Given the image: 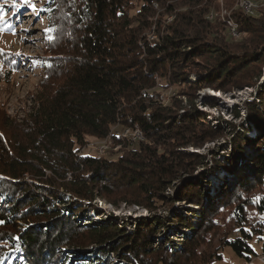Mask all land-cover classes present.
Here are the masks:
<instances>
[{
	"label": "trees",
	"instance_id": "obj_1",
	"mask_svg": "<svg viewBox=\"0 0 264 264\" xmlns=\"http://www.w3.org/2000/svg\"><path fill=\"white\" fill-rule=\"evenodd\" d=\"M221 1L224 19L220 0H46L52 31L32 105L21 118L0 112V264H211L224 247L244 261L264 254V0H249L252 15ZM205 88H255L243 107L250 126H211L191 107ZM125 129L143 140L113 134ZM230 134L223 163L184 150ZM88 138L119 151L83 155ZM199 169L234 180L212 195L194 180H204ZM97 198L150 213L183 203L186 215H155L128 231L92 221ZM222 212L220 245L199 252Z\"/></svg>",
	"mask_w": 264,
	"mask_h": 264
},
{
	"label": "rangeland",
	"instance_id": "obj_2",
	"mask_svg": "<svg viewBox=\"0 0 264 264\" xmlns=\"http://www.w3.org/2000/svg\"><path fill=\"white\" fill-rule=\"evenodd\" d=\"M45 3L46 0H27V2L25 0H0V112L10 118H21L30 109L32 105L30 98L37 91L43 78L42 62L48 54L45 30L50 21L49 17H46V14L42 11ZM153 7L157 8V5ZM168 20H170V17ZM149 37L152 40L155 39V36L150 35ZM231 37L234 40L239 39V36ZM262 79L259 83L262 82ZM255 90V88H244L242 90L231 89L221 92L205 88L197 92L198 99L193 102L191 107L195 108L198 113H203L211 126L226 129L227 132L231 133L232 128L228 124L236 125V130L241 125L243 127L250 126L245 120L243 107L246 101L252 99L255 101L257 98ZM163 94L165 99H169L174 95L171 89H167ZM183 102H186V100L183 99ZM236 112L239 113L238 117L235 115ZM133 135L129 136L133 138ZM254 135L255 132L252 131L250 137ZM231 137V134L228 137H218L201 146H188L184 150L195 152L207 158L214 157L217 161L223 163L231 151L229 141ZM135 142H138V140ZM101 150L103 154L99 153ZM245 150L250 156L252 153L251 148L245 147ZM116 151H119V147H112V144L108 141L88 138V144L81 153L90 156H104ZM244 163L245 165L249 164L248 160ZM198 172L203 173L204 180H198L196 176H194V180L212 195L221 184L231 183L234 180L233 175H229L224 171H218L210 176L207 175L205 169H199L197 174ZM261 189L264 193V183ZM171 192V189L168 188L165 194L170 195ZM92 206L94 207V211L90 212L92 221L111 220L115 223H123L125 230L128 231L133 230L138 223L153 221L155 215L159 217L169 216L170 212L186 215V211H184L186 205L183 203H174L170 208L167 205H162L156 213H150L134 205L120 203L118 206H114L100 198L93 201ZM194 210H197V208ZM252 215H254V212H252ZM226 219V212H222L214 219V222L220 227L217 231H212L207 235V240H211V244L200 247L199 252L203 251L209 254L220 245L219 240L229 226ZM174 229L175 226H170L169 231ZM173 232L170 233L171 236L175 235ZM170 238L175 243L181 240L175 237ZM250 244L257 252L260 251V244L254 238ZM219 252L222 254L221 259L215 260L211 264H243L244 262V259L237 257L228 247L219 249Z\"/></svg>",
	"mask_w": 264,
	"mask_h": 264
},
{
	"label": "built area",
	"instance_id": "obj_3",
	"mask_svg": "<svg viewBox=\"0 0 264 264\" xmlns=\"http://www.w3.org/2000/svg\"><path fill=\"white\" fill-rule=\"evenodd\" d=\"M236 5L241 9V11L244 14H248V15L254 14L256 12V9L258 8L257 4H255L249 0H236ZM219 14H220V17L222 19H224L225 15L229 16V14L224 10V7H223L221 0L219 3ZM211 17H212V15L209 16V18H211ZM226 22H227V26H228L230 35L234 36V37L239 36L238 32H237V25L234 23V21L230 18L229 19L227 18ZM113 134L115 136H119L121 138H126L129 140L131 138L130 141H133V142H135L137 140L138 141L143 140L142 135L138 130H130V129H125L123 131L116 130V131H114ZM132 134H134L133 138L130 137V136H132ZM104 141H108L109 143H111L110 139H106ZM99 153L103 154V151L101 150ZM243 264H264V254L252 256L249 260L244 261Z\"/></svg>",
	"mask_w": 264,
	"mask_h": 264
},
{
	"label": "snow or ice",
	"instance_id": "obj_4",
	"mask_svg": "<svg viewBox=\"0 0 264 264\" xmlns=\"http://www.w3.org/2000/svg\"><path fill=\"white\" fill-rule=\"evenodd\" d=\"M25 2H27V0H25ZM46 31H48V32H51V31H52V29H46ZM48 39H49V40H51V39H52V37H51V36H49V37H48ZM17 54H19V53H17Z\"/></svg>",
	"mask_w": 264,
	"mask_h": 264
}]
</instances>
